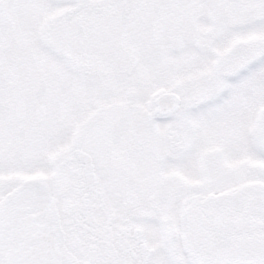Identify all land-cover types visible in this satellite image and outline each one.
Returning a JSON list of instances; mask_svg holds the SVG:
<instances>
[{
    "label": "snow or ice",
    "instance_id": "6c2138e0",
    "mask_svg": "<svg viewBox=\"0 0 264 264\" xmlns=\"http://www.w3.org/2000/svg\"><path fill=\"white\" fill-rule=\"evenodd\" d=\"M0 264H264V0H0Z\"/></svg>",
    "mask_w": 264,
    "mask_h": 264
}]
</instances>
